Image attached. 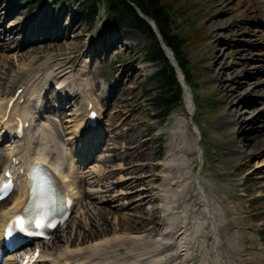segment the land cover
I'll return each instance as SVG.
<instances>
[{
	"label": "rangeland",
	"instance_id": "1",
	"mask_svg": "<svg viewBox=\"0 0 264 264\" xmlns=\"http://www.w3.org/2000/svg\"><path fill=\"white\" fill-rule=\"evenodd\" d=\"M211 1L177 0L178 8H180L178 12L181 14L185 12L182 9L196 6L195 9L186 12L188 15L186 19L191 18V23H183L184 20H181L174 25L175 34L191 40L186 46L185 54L192 66L193 74L190 85L196 107L200 111H195L194 121L202 132L203 162L199 149L196 148L189 151V158L192 160L194 174L202 175L201 181L208 192H213V195L219 198H228L230 202L242 208L243 229H236V231L245 232L240 240L241 249L245 251L242 253V259L245 264H248L252 242H255L264 253V237L261 233L262 230L264 231V188H261L260 183L261 178L264 177V156L254 158V149L242 150L238 146L244 133L249 134L259 127L264 134V120L257 124L249 123L244 126L243 122L249 121L253 110L241 106L240 103L245 99L255 102L263 97L261 98L259 94L244 96L236 93L241 83L248 78L247 72L253 73L254 70L244 69L233 62L242 59L243 62L253 67L255 64L249 62L252 53H259L264 59V41L255 40L254 44L241 41L242 38H250V32L257 30L260 31L261 37L264 36V0H235V4L240 1L242 5L235 6L236 11L233 14L221 16L222 19L227 20L228 31H222L219 29L220 26L216 25L217 19L220 18L213 12ZM32 6V2L26 3L24 0H2L0 33L5 29L10 30L13 26L32 22L35 19L39 21L40 19L46 20L50 16L61 17L64 13L63 26L70 28L76 24L77 33L69 34L64 38L65 32L60 31L54 41L41 38L30 45L21 43V49L18 51L12 49L18 47V44H5L4 48L0 49V74L7 73L9 77L22 64L36 65L41 63L42 59L49 57L52 63L65 65V70L71 71L72 78L80 77L84 72L90 74V89L93 91L97 106L104 114L103 129L99 133L100 139L103 138V143L89 159L90 151L95 146H91L92 144H88V150L83 152L82 157L75 159L77 164L75 171L78 173V178L74 189L79 193V206L75 209L70 226L65 232L63 229L59 230L58 237L68 238L71 235L77 236L78 242L82 240L80 232L86 233L91 227L90 221L86 220L87 202L94 203L96 208L108 206L114 214L109 216L108 211L105 213L108 227L111 230L118 225L121 226L123 232L141 234L150 228H158L164 218L161 207L163 193L160 187L166 181V174L163 172L166 168L164 159L171 150L170 146L173 141L170 126L177 115L182 116L183 113H188L186 95L184 94L181 105L170 117L164 120L159 118L161 112L154 108L151 99L160 94V87L158 81L151 80V78L162 68V64L146 62L145 49L150 39L137 30L119 29L108 25L102 4L100 20L95 27L89 26L84 16V6L79 0H68L64 3L60 0H48L43 7L29 16L28 12ZM194 14L196 15L192 19ZM193 22L195 27L191 26ZM34 25L32 24L33 27ZM115 30L120 34L130 33L134 36V40L130 42L132 55L128 50V45L126 47L119 45L112 51L108 60L106 55L101 54L99 57L92 58V48L96 49L104 39L116 33ZM244 30H248L249 34L244 35ZM6 42L8 43V40ZM124 43L129 42L126 40ZM8 45L13 47L9 48ZM88 50L91 51L89 55L86 53ZM18 53L27 54V59L20 61ZM131 64H133V69L140 70V82L137 76L132 77V73L128 74L127 79H122L123 69ZM41 71L44 73L46 68L43 67ZM42 84L43 81L37 85L38 91ZM6 88L7 83L2 84L0 94ZM52 90L49 99L53 97ZM109 90L116 92L111 102L104 101V92ZM51 105L52 103L47 105L48 108H51ZM73 105L75 108L68 109L62 115L61 121L53 111L46 115L49 120L58 123L64 141L71 138L73 124L67 122L74 114V110L82 106V101H74ZM261 106L259 104L255 108ZM242 113L245 114L246 120H239ZM224 118L229 119L230 122L223 123ZM213 131L220 133L215 138H210V133ZM194 133L195 130L192 128L191 143L196 137ZM258 144L259 148L264 146V136ZM8 154L7 146L0 144V155L7 156ZM144 165L149 168L141 172L134 173L127 170L143 168ZM96 176L101 178L99 185L89 186L81 183L84 178ZM131 178L135 189H128L123 185ZM229 178L231 181L224 188L221 189L220 186L218 190L211 188V184L218 179L228 180ZM104 187L115 189L108 196L101 195V192L106 191ZM143 188H154L151 196L153 199L157 198L155 203H146L144 211L148 212L147 216H141L130 208L135 204L136 191ZM88 192L91 193L90 201L84 199ZM192 199V202H198L196 194ZM13 203L14 201H9L6 204L12 206ZM201 207L200 211L203 209ZM155 208L158 209L157 213L151 214L150 210ZM117 217L122 219L120 224H118ZM209 229L208 226L207 230ZM223 241V249L226 251L228 247L226 237ZM211 245L212 240L209 242V250L212 249ZM201 249L199 247L193 249L192 263L202 264L201 255L204 256V252ZM262 258L264 259V254ZM175 259L176 257H173L171 262Z\"/></svg>",
	"mask_w": 264,
	"mask_h": 264
},
{
	"label": "bare ground",
	"instance_id": "2",
	"mask_svg": "<svg viewBox=\"0 0 264 264\" xmlns=\"http://www.w3.org/2000/svg\"><path fill=\"white\" fill-rule=\"evenodd\" d=\"M1 2L2 0H0V12L2 9ZM211 2L213 3V12L220 18L217 19L216 25L220 26V30L228 31L227 20L222 19L221 16L233 14L236 11L235 6L242 5L241 2L239 1L236 4L235 0H212ZM64 15L61 17L50 16L46 20L40 19L39 21L35 19L32 22L13 26L10 30L5 29L0 34V49H3L5 44L15 43L18 44V47L16 46L12 49L18 51L21 49V43L23 45H30L41 40V38L54 41V38L57 37L60 31L65 32L64 38H66L69 34L75 33L78 26L74 24L70 28H65L62 21ZM32 24H35L34 27ZM244 31V35L249 34V32L247 33L248 30ZM115 32L110 37L104 39L96 49H92V58L99 57L101 54L106 55L108 60L112 51L119 45L123 47L128 45V50L132 55L130 42L134 40V36L130 33L120 34L117 30ZM259 33V30L250 32V38H242L241 41L251 44H254L255 40L264 41V36L261 37ZM20 37H22L21 40ZM7 40L8 43H5ZM126 40L129 42L128 44L124 43ZM8 47L11 48L13 46L8 45ZM86 53L89 55L91 51L88 50ZM262 56L259 53L251 54L249 62L255 64L253 67L243 62L242 59L233 62L244 69L250 68L254 70L253 73L247 72L248 78L241 83L236 93H241L244 96L259 94L261 98L263 97L255 102L245 99L240 103L241 106L253 110L250 113L249 121L243 122L244 126L249 123L257 124L264 120V59ZM27 57V54L20 53L18 59L24 61ZM169 57L175 59L173 52L170 50ZM42 60L41 63L36 65L33 63L28 65L22 64L9 77L7 73L0 74V86L7 83V88L0 94L1 135L5 136L4 129L13 123L14 114L16 113L22 114L25 122L26 119H31L32 122L31 128L27 131L28 136L16 141L11 134H8L6 139L9 142V154L7 156L0 155V169L3 166L11 164L13 157L24 161L26 163L25 168H27L28 159L37 164L42 162L47 163L59 174L63 185L75 199L78 206L79 193L75 192L74 189L78 178V173L75 171L77 167L75 159L76 157H81L84 152V145L88 141H91L94 135L102 129L100 127L99 130L90 133L81 122L88 103L93 99V95L90 92L91 77L90 74L84 72L80 77L72 78L73 82L71 85L69 84L70 78L68 74H64L65 71H62V67H59L58 63H52L49 57ZM133 64L123 69L122 79H127L129 77L128 74L132 73V77L137 76V80L140 82V70L133 69ZM43 67L46 68L44 73L41 71ZM43 78L45 82L36 95L37 100H29V103L24 107H17L16 111L12 110L14 113L11 114L9 123H7V126H3V119L7 115L9 105L17 91L21 88L24 89L21 98H27L28 95L36 93L35 88ZM180 78L185 85L188 113H183L182 116L177 115L170 126L173 141L170 146L171 150L164 159L166 168L163 172L166 174V181L161 185L163 193L161 207L164 211V219L160 227L158 226L155 229L150 228L147 232L141 234L123 232L121 226L118 225L111 230L108 227L105 213L109 212V216H113L114 214H112L108 206L96 208L94 207V203L87 202L85 212L88 218L86 217V220L90 221L91 227L86 233L80 232L79 235L82 236V240L78 242L77 236L73 237L71 235L68 238L57 236L54 242L40 244L38 247L42 249L43 253L40 264H164L165 262H168V264H195L192 263L193 249L195 247L203 249H201L204 252V256L201 255L203 259V262L201 259L202 264H245L242 259V253L245 251L241 249L242 243L240 240V237H243L245 232L236 231V229H243L242 208L230 202L228 198H219L213 195V192H208L201 181L202 175L199 173L196 176L193 172L189 151L195 148L199 149L200 158L203 162V150L201 149L202 132L194 121L196 104L191 85L187 83L184 75L181 73ZM54 83L59 88H63L60 92V97L62 96L61 98L65 99L66 102H70V97L73 96L72 93H78L77 97L79 96L85 102L84 106L77 110L67 122L73 124L70 133L71 138L68 141L62 139L57 124L45 117L47 112H52V108H48L47 105L53 103L55 98L49 99V97L47 98V94L51 92V86ZM115 93H113L112 99ZM259 104L262 106L255 108ZM28 116H31V118H28ZM246 119L244 113L239 117V120ZM229 122V119H223V123ZM192 128L195 130L194 134L196 137L191 143ZM261 130L257 127L256 130L249 134L244 133L238 148L242 150L254 149V158L263 157L264 146L258 147L261 137L264 136ZM219 133V131L211 132L210 138H215ZM79 145L82 147L80 150L78 149ZM100 145L101 143L96 147H100ZM242 167H245V165H242ZM147 168L149 166L145 167L144 165L143 168H130L127 170L137 173L147 170ZM132 180L131 178L127 182H124L123 185L128 189H135L136 187H134ZM229 181H231L230 178L228 180L218 179L215 183L211 184V188L218 190L220 186L222 189L228 185ZM100 182L101 178L99 176L93 178L87 177L81 180L82 184L85 183L89 186L91 184L99 185ZM260 183L261 188H264V177L261 178ZM104 188L106 191L100 194L107 196L115 189L113 187ZM153 189L143 188L138 192L136 191L137 198L135 204L130 206V208L134 212L137 211L141 216H147L148 212L144 210L146 203L153 201L151 197ZM195 194L198 196L197 203L192 202V197ZM27 195L28 192L19 189L12 206L7 205V202L0 204V228L7 218L22 209ZM90 196L91 193L88 192L85 194L84 199L90 201ZM200 207L203 208L201 211L199 210ZM157 210L156 208L152 209L151 214H156ZM116 219L118 220V224H120L122 221L121 217H117ZM208 226L210 227L209 230H207ZM65 230L67 228L64 227L63 232ZM230 231L233 232L231 233ZM224 237H226L228 242L226 251L223 249ZM211 240L212 249L209 250L208 247ZM61 243L62 245H60ZM263 254V252H259L258 245L252 242L249 255L250 262L248 264H264ZM173 257H176V259L171 262ZM1 258L2 253L0 251V261L2 260ZM10 258L12 262H7L6 264H15L14 257Z\"/></svg>",
	"mask_w": 264,
	"mask_h": 264
},
{
	"label": "trees",
	"instance_id": "3",
	"mask_svg": "<svg viewBox=\"0 0 264 264\" xmlns=\"http://www.w3.org/2000/svg\"><path fill=\"white\" fill-rule=\"evenodd\" d=\"M32 1V0H26ZM44 0H38L36 5L31 7L33 11ZM84 8L85 18L90 26L96 23L99 15V5L103 4L107 10L108 22L119 29L132 28L147 35L150 43L146 48V57L153 63H162V68L156 76L159 83L160 94L155 98V104L159 109L168 111L172 106H177L183 100V90L177 80V74L171 63L167 59L161 43L157 39L150 25L139 15L136 8H139L150 20H152L161 35L164 44L173 51L175 58L180 64L190 81L192 66L188 60L185 49L191 41L189 38H183L175 34L174 25L181 20L183 23H191V18H187L188 8L183 14L178 12L177 0H79ZM184 11V9H182ZM184 15V16H183ZM194 14L192 16H195ZM186 19V20H185ZM195 27V23L192 25ZM198 36V35H196ZM264 236V232H263Z\"/></svg>",
	"mask_w": 264,
	"mask_h": 264
},
{
	"label": "snow or ice",
	"instance_id": "4",
	"mask_svg": "<svg viewBox=\"0 0 264 264\" xmlns=\"http://www.w3.org/2000/svg\"><path fill=\"white\" fill-rule=\"evenodd\" d=\"M29 175V203L25 207L23 214L14 219L13 225L16 226V230L21 234L41 236L44 234L43 229L46 227H55V223L49 222L48 218L56 211V193L51 185L49 177L39 165H34ZM12 188L13 185L11 182L3 185L2 188H0V199H3ZM33 226L38 231H32L31 229ZM13 235L14 231L10 226L6 238H11ZM38 257L39 251H37V258ZM31 259L32 258H29V260Z\"/></svg>",
	"mask_w": 264,
	"mask_h": 264
},
{
	"label": "water",
	"instance_id": "5",
	"mask_svg": "<svg viewBox=\"0 0 264 264\" xmlns=\"http://www.w3.org/2000/svg\"><path fill=\"white\" fill-rule=\"evenodd\" d=\"M153 28H154V26H153ZM165 51L167 52V49H165ZM167 54H168V52H167Z\"/></svg>",
	"mask_w": 264,
	"mask_h": 264
}]
</instances>
